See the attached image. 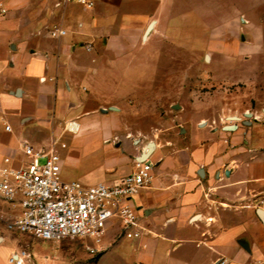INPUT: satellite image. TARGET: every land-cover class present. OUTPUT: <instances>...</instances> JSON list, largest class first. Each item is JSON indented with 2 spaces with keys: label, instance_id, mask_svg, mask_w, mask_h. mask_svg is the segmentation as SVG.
I'll list each match as a JSON object with an SVG mask.
<instances>
[{
  "label": "crops",
  "instance_id": "obj_1",
  "mask_svg": "<svg viewBox=\"0 0 264 264\" xmlns=\"http://www.w3.org/2000/svg\"><path fill=\"white\" fill-rule=\"evenodd\" d=\"M0 3L7 8L0 16V165L24 160L28 141L58 149L65 180L75 172L85 184L115 183L134 171L151 144L142 148L118 132V108L103 95L116 86L113 66L129 60L117 56L125 26L165 12L168 0H96L92 8L68 0ZM150 23L144 39L160 19ZM251 114L221 127L200 122L188 137L152 143L153 180L132 197L142 235L126 236L112 218L100 241L77 239L95 254L75 240L9 230L21 207L0 195V264L22 250L29 254L23 264H264V207L254 206L264 198V124Z\"/></svg>",
  "mask_w": 264,
  "mask_h": 264
},
{
  "label": "rangeland",
  "instance_id": "obj_2",
  "mask_svg": "<svg viewBox=\"0 0 264 264\" xmlns=\"http://www.w3.org/2000/svg\"><path fill=\"white\" fill-rule=\"evenodd\" d=\"M166 6L126 25L128 36L117 43V56L129 60L111 66L116 86L103 97L118 108V132L143 148L188 137L200 122L234 123V115L253 113L264 124V0H168ZM156 19L158 28L144 39ZM74 173L65 172L69 179Z\"/></svg>",
  "mask_w": 264,
  "mask_h": 264
},
{
  "label": "built area",
  "instance_id": "obj_3",
  "mask_svg": "<svg viewBox=\"0 0 264 264\" xmlns=\"http://www.w3.org/2000/svg\"><path fill=\"white\" fill-rule=\"evenodd\" d=\"M68 1L88 8L96 3V0ZM6 13L7 8L0 3V16ZM62 32V29L53 30L52 34ZM86 48L90 50L91 46ZM5 129L11 130L10 125ZM65 146L61 143V147ZM22 151L25 159L17 165H0V195L5 201L21 207V212L7 221L9 230L52 242L86 238L98 242L107 222L117 218L126 236L142 235L143 226L132 197L150 186L153 180L154 163L149 157L138 159L134 171L118 182L85 184L61 177V155L57 148L43 150L23 141ZM254 206L263 208L264 198L256 200ZM90 250L95 252L94 248ZM28 256V252L22 250L12 254L9 262L23 264Z\"/></svg>",
  "mask_w": 264,
  "mask_h": 264
},
{
  "label": "water",
  "instance_id": "obj_4",
  "mask_svg": "<svg viewBox=\"0 0 264 264\" xmlns=\"http://www.w3.org/2000/svg\"><path fill=\"white\" fill-rule=\"evenodd\" d=\"M152 24H153V22L150 23V25L148 26L145 35H146V34L149 32V30L151 29ZM206 58L208 59V56H206ZM245 114H246L247 116H251V115H252L251 113H245ZM230 118L233 119V120H238V119H239V117H238V116H235V115H234V116H231ZM227 127H231V126H227ZM152 148H153V144H151V147L149 148V150H148L147 152L141 154V156L139 157V159L143 160V159L148 158L149 155H150V153H151V151H152Z\"/></svg>",
  "mask_w": 264,
  "mask_h": 264
}]
</instances>
